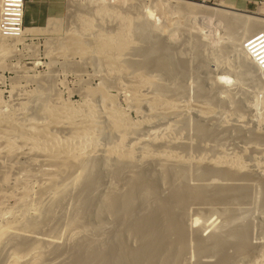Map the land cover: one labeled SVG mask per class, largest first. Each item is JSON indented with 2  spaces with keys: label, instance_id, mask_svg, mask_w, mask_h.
Segmentation results:
<instances>
[{
  "label": "bare ground",
  "instance_id": "6f19581e",
  "mask_svg": "<svg viewBox=\"0 0 264 264\" xmlns=\"http://www.w3.org/2000/svg\"><path fill=\"white\" fill-rule=\"evenodd\" d=\"M69 1L72 3L83 1L94 7L88 14H79L80 27L78 26V31L70 33L64 44L60 43L61 52H65L64 54L68 52V55L72 52L70 55L75 56L89 55V59L95 66L103 67L107 75L111 76L113 73L119 75L114 76V80L127 98L129 104L127 107L131 109L130 111L141 114L142 118L139 121L132 120L130 112L119 106L118 96L110 93L108 81L103 83L94 99L86 100L82 105L64 101L61 98L50 101L49 96L45 97L42 94L41 96L38 94L39 100L35 99L31 101V104L22 101L19 107L13 110L9 108L12 106L4 110L0 105V163L4 164L5 158L13 157L15 161L17 160L16 164L13 163L17 165L22 163L18 162V159L25 157L31 164L30 167L25 164L24 169L21 168L22 174L26 175L25 179L35 176L45 181L49 177L53 180L50 182H55L52 184V189H48L49 192L43 190L47 192L45 210H42L45 214H43L48 217L50 214L53 216L51 211L56 207L54 204L61 203L69 189L72 190V187L78 185L80 192L76 197L79 201L77 215L72 218L73 221L71 219L74 225L72 223L69 225L78 226L80 223H85L84 228H88L91 225L89 221H92L90 219H93L97 222L96 224L104 226L115 224L116 227L114 231V227L110 228L114 232L112 234L107 227L110 235L108 234L107 238L105 231V239H108L106 242L104 238L98 239L99 242L97 238V241H92L94 238L78 240V243L73 245V249L71 247L72 251L68 252L69 257L67 256L68 260L65 262L61 261L62 254L56 253L62 246L59 236L55 239L56 254L53 253V258H47L48 255L43 256L42 243L51 242L50 236L49 238H32L34 233L36 235L35 231L40 228L41 221L47 220V217H43L41 208H37L35 216L31 215L32 218H29V207H27L29 205L25 203L29 193L23 191V195L18 199L20 205H17L20 210L15 208L21 215L13 214L11 211L13 214L11 218L0 223V250L3 246L6 247L7 241L12 244L10 264H55L58 260V263L61 261L63 264H258L259 260L264 259V243L258 248L256 244V247L253 246V225L245 226L243 220L248 217L245 208L253 203L249 201L252 199L251 194L255 185L262 187V201L260 200L262 203L260 204L264 207V113H256V110L264 111L259 109L260 107L264 109V54L257 53V49L254 56L249 55V50L256 49L264 43V16L229 7L224 2L216 5L219 8H214L185 0H123V4L136 2L132 6L137 15L134 17L133 9L128 11L129 13L119 10L120 13L115 7L110 6L108 0ZM98 15L104 17L113 15L120 18L121 23L107 33L98 31L94 34L92 32L94 17ZM184 18H191V21L189 19L191 24L192 21L204 20L203 25L206 27L216 21L218 29L216 25L215 28L219 30L218 38L222 35L223 28H220L224 27L226 32L223 34L227 33L228 37L231 35L230 37L235 40L234 43L232 42L235 45L232 49L236 51L233 53L238 55H234V58L239 60L235 62L236 59H234L233 65L230 62V65L223 62V64H217L212 71L214 74H211L212 79L210 76H204L201 79L199 77L201 74L198 75L197 77L201 80L197 79L199 85L195 88H198L199 92L195 89L197 97L196 103L193 104H190V101L186 102L189 100L187 96H190V94L186 95L189 88L184 85L186 82H181L186 81V76L193 73L189 71L188 75L191 65L188 67L185 54L184 58L182 57L184 61L181 57H177L178 52L174 50L177 49L175 47L177 40L173 39L176 38L173 33L176 29L172 31L175 25L176 28H181L180 30L178 28L177 32L182 30L181 26L188 21ZM181 21L183 24L180 23ZM190 22H187V25ZM57 27H60V23L58 24L57 19L51 18L46 27H27L23 37L10 38L13 44L6 43L4 40L0 41V47L9 54L10 46L14 47L25 37L33 38L47 30L48 32L55 30ZM168 28H172L170 32L166 30ZM193 29H191L192 32H194ZM196 29L199 32L197 30L195 32L198 33L203 31L200 26ZM166 31L168 38L163 39L161 32ZM183 31L186 32L184 29ZM87 32L93 33L90 35V45L88 41L84 39L85 42H83L82 39ZM135 35L142 41L141 43H144V46L133 47L136 43L134 41L138 42L136 39L133 41L132 36ZM197 35H199L198 41L196 39L195 43L198 42V44L194 45L196 49L193 48L199 56L201 53L197 50H200L205 39L200 44L199 41L203 38H200L201 34ZM224 35L222 37H225ZM171 44L175 45L174 49ZM222 48L224 49V46ZM218 49H222L217 48V52L222 53L223 50L218 51ZM229 52L232 51L228 50V54ZM175 56L179 60L175 59ZM222 59L224 57L219 60ZM225 61L227 62L228 59ZM198 72L196 74H199ZM193 74L195 75V72ZM205 77L211 80H205L207 79ZM112 78L111 81H113ZM231 82L237 88H242L248 82L253 84L250 86L257 87L254 90L262 95V99L256 95H253L256 96L253 103L248 102V98L245 99L246 96L243 99H232L233 95H230L231 91L226 87ZM240 91L243 90L240 89ZM234 92L238 93L236 88ZM214 93V96L210 95ZM21 114L22 117H20ZM189 128L192 133L187 131ZM28 160L24 163L28 164ZM39 161H42L45 167L47 165L52 168L39 167L37 164L40 163ZM57 163L60 164V168L57 167ZM70 163L78 164L77 168H74L75 173L66 180L61 178L60 180L57 170ZM35 165H38L37 169H26ZM192 165L194 170L191 168ZM65 167L64 171H66ZM18 170L16 174L21 171L18 172ZM124 173H126V182H124L126 184L122 190H112L115 184L111 183L112 191L107 190L109 194L104 195L105 191L97 196L98 198L92 196L97 184L103 182L107 175L114 179V177L124 176ZM9 176H4L5 180H8ZM105 181L106 178L104 184ZM111 185H113L112 188ZM3 191L2 189L1 192ZM41 194L42 192L39 195ZM254 205L249 209H253ZM52 206L53 209H51ZM207 207L213 209L212 215H218V219L214 218L210 225L205 227L208 220V217H205L206 220H203L205 223L201 222L203 228L200 226L202 214L200 216L196 214V216L191 215V212L202 213L205 210L206 213L209 210L208 208L206 211ZM4 211L0 210L1 217ZM261 216L264 217V215ZM82 224H80L81 227ZM198 224L201 227L199 229L203 228L205 232L210 231H207L206 235L201 234L202 230L198 232L196 228ZM59 225L58 223V227ZM71 228L72 226L67 228L65 238L68 237V240L73 241L80 231L74 230V227ZM258 235L264 237V235ZM61 240L63 241L62 238Z\"/></svg>",
  "mask_w": 264,
  "mask_h": 264
},
{
  "label": "rangeland",
  "instance_id": "374dc122",
  "mask_svg": "<svg viewBox=\"0 0 264 264\" xmlns=\"http://www.w3.org/2000/svg\"><path fill=\"white\" fill-rule=\"evenodd\" d=\"M109 2H110V6H113V7H115L118 11L120 10L121 12H125V13H127L128 11L130 12V10H132L133 8H132V6H134V4L136 3H132V2H130L129 4L127 3V4H123V0H108ZM185 1H190V2H194V3H197V4H201V5H205V6H209V7H214V8H219L218 6H216V5H219V4H223V2L225 3V5H227V6H229V7H233V8H235V9H238V10H245V11H249V12H251V13H253V14H259V15H261V16H264V0H185ZM81 2H83V1H81ZM80 1H78V3H72V1H69V0H61L60 1V3H59V5H58V8L55 10V12H54V16L56 17V19H57V21H58V24L60 23V27L58 28H56L55 30H50L49 32H51V33H49L48 32V30L47 31H45V33L43 32V33H41L40 35H38V36H36V37H29V36H27V37H25L24 38V40H22V41H20L19 43H17L14 47L12 46H10V48L8 49V51H9V54H8V52L5 50H3V48H1L0 47V105H1V107L2 108H4V110L6 109V108H8V106H12V107H9V108H11L10 110H13V108L14 109H16V108H18L19 107V103L20 102H22V101H27L29 104H31V101H35V99L37 100H39V98H38V96L40 95L41 96V94L44 96L45 95V97H50V101H54V100H56L57 98H61V99H63L64 101H70V102H73V103H76L77 105H82L84 102H86V100L88 101L89 99H94L95 98V94L102 88V86H103V83L106 81V83H107V81H108V84H110L109 85V91H110V93L112 94V95H115V96H118V104H119V106L121 107V108H123V109H125V110H127V111H129L130 112V117H132L131 119L132 120H134V121H139V120H141V118H142V116H141V114L139 115V114H136V112L135 111H130L131 109H129V107H127L129 104H128V102H127V98H125L126 96H124L122 93H123V91H120L119 90V88H118V86H117V84L115 83V77H117V76H119V75H115V73H113V74H111V76H109V75H107L106 74V71H105V69L103 68V67H99V66H95V64H94V62L91 60V59H89V55L87 56H85V55H83V56H79V55H73V54H71L70 55V53H72V52H70L69 53V55H68V52H67V54H64L65 52H61V46L62 45H60V43L61 44H64L63 42H66L67 41V39H68V37L71 35L70 33H73V31H78V29H79V27H80V18H79V14H88L89 12H90V10L92 9V7H94V6H92L91 4H87L86 2H83V3H81ZM174 3V2H173ZM77 4V5H76ZM80 4V5H79ZM131 4H133V5H131ZM73 5V6H72ZM82 6V7H81ZM137 6V5H136ZM89 10V11H88ZM119 11V12H120ZM120 12V13H121ZM128 12V13H129ZM132 12L134 13V17H136L137 15L135 14V10L133 9L132 10ZM124 14V13H123ZM132 14V13H131ZM78 15V16H77ZM143 15V14H142ZM205 16V15H204ZM99 17V18H98ZM98 17L97 16H95L94 17V30L92 31L93 33L94 32H98V31H105L106 33L107 32H109V31H111V30H114L120 23H121V19L120 18H116L115 16H113V15H108V17H107V15L104 17V16H99L98 15ZM206 17V16H205ZM78 18H79V20H78ZM115 18V19H114ZM207 18V17H206ZM185 19V18H184ZM183 19V20H184ZM186 19L188 20V21H186ZM185 19V24H184V26L182 25L183 24V22L181 21L180 23H182L181 25H179V26H181V27H183L182 28V30L179 32H177V29L179 28V27H177L176 28V25L174 26V29H172V28H168V29H166L167 31H169L170 29H172V31H174L175 29H176V32H173L174 33V36H176V38H173V39H175L174 41H176L177 42V44H176V46L174 45V44H171V46L173 47V49L176 47L177 49H174V50H176L178 53H176V54H178V58H180L181 57V60H183L182 59V57H183V55H184V57H185V60L186 61H188V67H189V65H191L190 66V69L188 70V75H189V71H191V72H195V75L193 74V73H191L188 77L186 76V78L188 79H186V78H183L184 80L186 79V81H181V82H186L184 85H187V87L189 88H185L187 91V94L186 95H189L190 94V96H187V97H189V100H186V102L188 101H190L189 103L190 104H193V103H196V97H197V95H196V91H198L199 92V90H197L198 88H195V87H198V80H201L202 78H204V76H210V78H211V74L212 75H214L213 74V70H215L214 68H216L215 66L217 65V64H223V63H228L229 64V62H230V64H234L238 59L237 58H234V53L236 52L235 50H233L232 48H234V42H235V40L234 39H232L230 36L231 35H229V37L232 39V41H231V39L225 34H223V33H225L226 31H225V28L224 27H221L220 29H224V31H223V29L221 30V32H222V35H224L225 37H222V35H220L222 38H220V36H219V38H218V35H217V31L219 32V30H217L218 29V23L216 22V21H214L213 23H214V25H213V23L210 25V26H208V27H206V25H203L204 23H205V21L204 20H200V21H192V24H191V18H186ZM189 19H190V21H189ZM117 20H119V21H117ZM192 20H194V19H192ZM116 21V22H115ZM187 22H190V27H192L191 25H193V27L192 28H190V27H188L189 25H187ZM196 22H197V24H196ZM48 23V22H47ZM196 24L195 26L196 27H201V28H203V31H202V33L200 32V33H198L199 31L196 29V27L194 26V24ZM198 23H200V24H198ZM217 27H216V26ZM47 26V24L46 25H44V26H41V27H46ZM79 26V27H78ZM190 28V30L191 29H193L194 27H195V31L197 30L198 32H195L194 31V29H193V31L195 32H192V30H191V32H192V34H191V32H190V30H188V28ZM203 26V27H202ZM213 26H214V28H213ZM113 27V28H112ZM205 27V28H204ZM217 29H216V28ZM220 27V26H219ZM26 28V27H25ZM186 28V29H185ZM212 28L215 30V32L212 30ZM110 29V30H109ZM181 28H179L178 30H180ZM183 29L186 31V32H184L183 31ZM211 29V30H210ZM209 30V31H208ZM58 31H60V32H58ZM71 31V32H70ZM161 32V37L163 38V39H165V38H168L167 37V33L168 32ZM171 31V30H170ZM169 31V32H170ZM188 31H189V34H188ZM204 31H206V32H204ZM212 31V32H211ZM92 32H87V34H84L83 35V37H82V39H83V42H87V43H89V45H90V40H91V34H93ZM209 32H211V33H209ZM220 32V33H221ZM89 33V34H88ZM166 33V34H165ZM172 33V34H173ZM176 33V34H175ZM181 33V34H180ZM185 33V34H184ZM195 35H194V34ZM201 34L200 35V38H203V39H201L200 40V38H199V42H200V44H202L203 42V44L201 45L202 47V50H201V48H199L200 50H197V51H199L200 53H198V55L199 56H197V53H196V51L194 50V48L197 46L196 44H198V42H196L195 43V41H196V39H197V41H198V37L197 36H199V35H197V34ZM206 34V36H205V34ZM213 33V34H212ZM95 34V33H94ZM179 34V35H178ZM184 34V35H183ZM211 34V35H210ZM42 35V36H41ZM86 35H89V36H87L86 37ZM169 36L171 35V33L170 34H168ZM182 37H181V36ZM191 36V37H190ZM202 36V37H201ZM217 38H216V37ZM227 36V37H226ZM66 37V38H65ZM86 37V38H85ZM90 39H89V38ZM134 37V38H133ZM137 35H135V36H132V38H133V41L136 39V40H138L137 39ZM187 37V38H186ZM88 38V39H87ZM179 38V39H178ZM183 38V39H182ZM229 38V39H228ZM2 39V40H1ZM84 39H85V41H84ZM87 39V40H86ZM205 39V41H203ZM209 40V41H206V40ZM212 41H211V40ZM5 41L6 43L8 42V43H12L11 42V40L10 39H6V38H1L0 37V41ZM221 40H223V41H221ZM230 40V41H229ZM234 40V41H233ZM173 41V40H172ZM173 41V42H174ZM192 41V42H191ZM203 41V42H202ZM215 41V42H214ZM226 41V42H225ZM228 41V42H227ZM136 42V43H135ZM142 41H140V40H138V42L137 41H134V43L135 44H133V47L135 48V47H139V45H140V47L141 46H144V43H141ZM173 42H171V43H173ZM176 42H174V43H176ZM187 42V43H186ZM189 42V43H188ZM195 44H194V43ZM205 42H207V43H205ZM229 42H231V43H229ZM233 42V43H232ZM86 43V44H87ZM139 43V44H138ZM223 43V44H222ZM228 43V44H227ZM13 44V43H12ZM231 44V45H230ZM89 45H87V46H89ZM135 45V46H134ZM187 45V46H186ZM194 45H196V46H194ZM217 45V46H216ZM225 45H227V47L225 46ZM175 46V47H174ZM224 46V49H228L229 47H230V49H228L229 51H232V52H229V54H228V50H224L222 47ZM229 46V47H228ZM233 46V47H232ZM194 47V48H193ZM218 47H220L223 51H225V53L222 51V50H220V49H218V51L220 50V51H222V53H218L217 52V48ZM184 48V49H183ZM186 48V49H185ZM188 48V49H187ZM196 49V48H195ZM232 49V50H231ZM258 49V50H257ZM173 50V51H174ZM189 50V51H188ZM256 50H257V53H260L261 52V54H264V43L263 44H260L259 46H257V48L256 49H252V50H249V55L250 56H254V52H256ZM182 51V52H181ZM192 51V52H191ZM175 52V51H174ZM189 52V53H188ZM234 52V53H233ZM4 53H5V55H4ZM230 53H233V54H230ZM64 55H66V56H64ZM197 57H199V58H197ZM195 56V57H194ZM235 56H238L237 55V53H236V55ZM183 57V58H184ZM192 57V58H191ZM224 57V59H222V60H219V59H221V58H223ZM229 57V58H228ZM88 58V59H87ZM178 58H176V56H175V59H178ZM191 58V59H190ZM194 58H195V60H194ZM197 58V59H196ZM201 58V59H200ZM206 58V59H205ZM199 59V60H198ZM204 59V60H203ZM212 59V60H211ZM228 59V61L226 62L225 60H227ZM234 59H236V60H234ZM179 60V59H178ZM203 61V62H201V61ZM215 60V61H214ZM217 60H219V62L217 61ZM230 60V61H229ZM233 60L235 61V62H233ZM184 61V60H183ZM185 61V62H186ZM199 61V62H198ZM231 61L233 62V63H231ZM90 62H92V63H90ZM192 62V63H191ZM223 62V63H222ZM237 62H239V60L237 61ZM190 63V64H189ZM199 63V64H198ZM203 63V64H202ZM209 63V64H208ZM92 64V65H91ZM227 64V65H228ZM229 64V65H230ZM237 64V63H236ZM94 65V66H93ZM198 65H200L199 67H198ZM202 65H204V66H202ZM193 66H195V67H193ZM235 66V65H234ZM207 67V68H206ZM200 68V69H199ZM193 69V70H192ZM195 69V70H194ZM198 69V70H197ZM202 70V71H201ZM199 71V72H198ZM199 73V74H196V73ZM203 72H205L204 74H202ZM117 74V73H116ZM201 74V75H200ZM113 75V76H112ZM198 75H200L199 77L201 78H198L197 76ZM105 76H107V77H105ZM115 76V77H114ZM191 76V77H190ZM197 78H196V77ZM110 77V78H109ZM113 77V78H112ZM196 78V79H194V78ZM111 78H112V80L113 81H111ZM205 78H207V77H205ZM205 79V80H211V79ZM105 79V80H104ZM107 79V80H106ZM198 79V80H197ZM204 80V79H203ZM204 80V81H205ZM111 82V83H110ZM125 82H126V80H125ZM125 82L123 81V84H125ZM188 82V83H187ZM191 82V83H190ZM198 82V83H197ZM114 83L116 84L115 86H114ZM127 83V82H126ZM196 83V84H195ZM112 84V85H111ZM250 84L251 83H247V84H245V85H243V87L242 88H237L234 84H232V82L229 84V86H226L227 87V89H229L231 92H230V95H233V96H231L232 97V99H236V100H238V99H243L245 96V99H247L248 100V102H252L253 103V99L255 100V97L256 96H259L260 97V99H262V95H259L258 93H257V91L256 90H254V89H256L257 87H254V88H252L251 86H253V84H251V86H250ZM194 85V86H193ZM197 85V86H196ZM191 88H190V87ZM235 86V87H234ZM47 87V88H46ZM118 88V89H117ZM235 88H236V91L238 92V90L240 91V89L241 90H243V91H240V92H238V93H236V92H234V90H235ZM246 88H247V90H246ZM195 89H196V91H195ZM200 89V88H199ZM204 89L205 90H207L205 87H204ZM228 90V91H229ZM246 90V91H245ZM208 91H210V92H212L210 89H208ZM233 91V92H232ZM190 92V93H189ZM198 92H197V94H198ZM244 92H246V94H248V96L244 93ZM120 93V94H119ZM193 93H195V94H193ZM209 93V92H208ZM232 93V94H231ZM236 93V94H235ZM256 93V94H255ZM39 94V95H38ZM235 94V95H234ZM195 95V96H194ZM211 96H214L215 95V93L212 95V94H210ZM241 95V96H240ZM253 95H256V96H253ZM31 96V97H30ZM60 96V97H59ZM237 96V97H236ZM240 96V97H239ZM28 97H30V98H28ZM120 97V98H119ZM186 96H185V98H187ZM249 97H250V100H249ZM192 98V99H191ZM188 99V98H187ZM193 99H195V100H193ZM246 100V101H247ZM184 101H185V99H184ZM195 101V102H194ZM3 102V103H2ZM126 102H127V105H126ZM187 102V103H188ZM18 104V105H17ZM8 108V109H9ZM253 107H252V111H253ZM256 109V108H255ZM260 110L262 109V111L264 110L262 107H260L259 108ZM7 111V110H6ZM9 111V110H8ZM258 110H256V113H258V114H261V113H264V111L263 112H260V111H258ZM253 113H255V111H253ZM256 113L254 114V115H256ZM23 115L21 114L20 115V117H22ZM192 119H193V117H192ZM192 123H193V121H192ZM191 128H189L187 131H189L190 133H192V130H190ZM186 133H188V132H186ZM9 157H7V158H5L4 160H5V162L6 163H4V164H1L0 163V206H1V208H0V210L2 209L3 211H4V209H5V211L3 212L4 214L2 215L3 217H1L0 216V223L2 224V223H4L6 220H9L10 218H11V216L15 213V214H18V215H21L20 214V212H18L19 210H20V207L19 206H17V205H20L19 204V198H20V196L21 195H23V191H26V192H28L29 193V197L27 196V198H25V201H27V202H25L27 205H29V206H27V207H29V210H28V212H29V214H30V212H31V214L29 215L28 214V216H29V218H32V216H35V214H36V209L38 208H41V211L43 210H45V203H46V199H47V197H46V193L47 192H49L52 188V184H54L53 182H50V180H51V178H47L45 181H43L44 179H41L40 177L38 178V177H35V176H29V178H31V177H35V178H31V179H29V178H27L26 177V179H25V176L26 175H24V173L22 174V169H24V167L25 166H29L30 167V162H29V160L26 158L25 159V157L23 158H20V159H18L19 161L18 162H22L23 163V165H22V163L20 164V163H17V165L19 166V167H17V165H15L16 164V161L13 159V157L12 158H9ZM14 158H16V157H14ZM12 160V161H11ZM26 160H28V164L27 163H24ZM12 163H11V162ZM13 162H15V164L13 163ZM27 162V161H26ZM40 163H42V161H39ZM7 163H10V164H7ZM40 163H37L38 165H39V167H44V168H46V167H48L49 169H51L52 167H50V166H47L46 165V167H45V165L42 163L41 165H44V166H41L40 165ZM26 164V165H25ZM15 167H17V168H15ZM22 165V166H21ZM25 165V166H24ZM37 165V166H38ZM54 165V164H53ZM56 165H58L57 167L58 168H60V164H56ZM70 165H71V163H70ZM70 165H66V167H65V165H63L65 168H66V171H64V167H61L62 169H60V170H57V171H59L58 172V175H60V176H58L59 177V179L61 178L62 180H66L68 177H72V175L75 173V169L74 168H77V163L75 164L74 163V165H73V163H72V165L71 166H73V167H71ZM6 166H9V167H6ZM24 166V167H23ZM36 166V165H35ZM31 167V168H26V169H37V166L36 167ZM62 166V165H61ZM68 166H70V167H68ZM11 167V168H10ZM56 167V168H57ZM22 168V169H21ZM48 168H46V169H48ZM55 168V167H54ZM54 168H53V170H54ZM55 168V169H56ZM67 168H69L68 170H67ZM191 168H193V170H194V167H193V165L191 166ZM7 169V170H6ZM9 169H11V171L9 170ZM14 169V170H13ZM18 169H20V170H18ZM17 170H18V172L20 171V173H18V174H16L15 172H17ZM5 171V172H4ZM10 171V172H9ZM9 172V173H8ZM61 172V173H60ZM64 173V175H62L63 173ZM8 174H12L11 176H9ZM15 174V175H14ZM20 174V175H19ZM126 173H124V176H120L119 178L118 177H114V179L115 178H118V179H113V177H111V176H109V175H107V177L109 176V178H107V177H105L106 178V183L104 184L103 182H104V180H105V178H104V180H103V182H101V183H99V184H97V186H96V188L94 189V192L92 193V194H94V195H92L93 197L95 196V198L97 197V196H100L101 194H103L105 191V194L104 195H106V194H109V193H107V190H109V191H112V190H115V189H120V190H122L124 187L123 186H125V184L126 183H124V182H126V175H125ZM6 176H9L10 178V180L8 179V180H5V177ZM21 175H23V176H21ZM69 175V176H68ZM71 175V176H70ZM12 176H14V177H12ZM18 178H17V177ZM66 178H65V177ZM64 177V178H63ZM123 178V180H120V179H122ZM14 178V179H13ZM20 178H22V179H20ZM110 178H111V180H110ZM24 179V180H23ZM60 179V180H61ZM125 179V180H124ZM3 180H4V182H3ZM28 180V181H27ZM108 180V181H107ZM114 180V181H113ZM24 183H23V182ZM51 181H53V180H51ZM109 181H111L110 183H109ZM7 182V183H6ZM40 184H39V183ZM48 183V185H47V183ZM19 183H23L22 185L21 184H19ZM103 183V184H102ZM111 183H113V185L115 184V186L113 187V185H111V188L113 187L114 189H110V184ZM4 184V186H2V185ZM46 184V185H45ZM101 184V185H100ZM109 184V186H107ZM9 185V187H7ZM17 185V186H16ZM19 185H20V187H19ZM29 185V186H28ZM50 185V186H49ZM3 188H2V187ZM15 188H14V187ZM40 186H42V187H40ZM47 186V187H46ZM78 185H76V186H74V187H72L71 189L72 190H70L69 189V191L67 192L68 194H66L65 195V198H63L62 199V201H61V203H55L54 205L56 206L55 208L52 206L51 207V209H55V211H54V209L51 211V213H52V215L53 216H51V214L49 215V217L47 216V215H44L45 213L42 211V213H41V215H43V217L45 216V218L47 217V220H48V218H49V220L47 221V220H43V221H41L42 222V224H40L39 225V227L41 228H39V229H37V231H35L36 232V235H35V233H34V235H33V237L32 238H42V237H45V238H49V236H50V238H51V242H43L42 243V252H43V256H47V258H53L54 256V254H56V253H60V254H62L61 255V257L62 258H64V259H62L61 258V261H63V262H65V261H67L68 260V257H69V253L68 252H70V251H72V249H73V245H75L76 243H78V240L80 241V240H84V239H91L92 241H97L98 239H101V238H104L105 239V234L106 235H108L110 232H111V234L112 233H114L113 231L114 230H116V227H115V224H114V226H112L113 224H109V226L108 225H102V224H100L99 225V223L98 224H96L97 222L96 221H94L93 219H90V220H92V221H89L90 223H91V225H90V223H89V225L90 226H88V228L86 227V228H84L85 226H83V224L85 225V223H80V224H82V227H81V225H80V227H79V225L77 226V225H75L76 226V228H75V226H73L74 224L71 222V219L72 218H74L76 215H77V209H78V204L77 203H79V201H78V198H76V197H78L77 195H79V192H80V187L78 186ZM102 186V187H101ZM261 186V185H260ZM260 186H258L257 187V185H255V187H256V189H254L255 187H253V190L255 191H253L252 189V192H253V194L255 193V195H253V194H251V196H252V199L249 201L250 203H252V204H249L251 207H248L247 206V208H245L247 211L246 212H248V217H246L244 220H243V223H245L244 225L245 226H249L250 224H252L253 226V228H252V230H254L253 231V234H252V237H254V238H252V244H253V246L254 247H256L257 246V248H258V246H260V244H262V243H264V241H262V240H264V239H261V238H264V237H260L258 234H260L261 236H263L264 234V228H262V227H264L263 225H264V217L263 216H261V215H264V209H262V208H264V207H262L263 205H261L260 203H262L261 201H262V187H260ZM76 187H77V189H76ZM116 187H118V188H116ZM123 187V188H122ZM12 188V189H11ZM252 188V187H251ZM2 189L4 190L3 192H1L2 191ZM8 189V190H7ZM17 189H19L18 191H17ZM30 189V190H29ZM41 189H42V191H41ZM48 189H50L49 191H48ZM11 190V191H10ZM28 190V191H27ZM46 190L47 192H44V191ZM251 190H250V192H251ZM262 190V191H261ZM10 191V192H9ZM73 191V192H72ZM261 191V192H260ZM5 192V193H4ZM14 192V193H13ZM42 192V194H43V196H42V194L41 195H39L40 193ZM13 193V194H12ZM17 193V194H16ZM19 193V194H18ZM21 193V194H20ZM33 193V194H32ZM72 193V194H71ZM100 193V194H99ZM257 193V194H256ZM5 194V195H4ZM6 194H7V196H6ZM13 195V196H11V195ZM257 195H258V197H257ZM10 196V197H9ZM17 196V197H16ZM72 197V199H71V197ZM253 196H254V198H256V199H254L253 198ZM261 196V197H260ZM32 197V198H31ZM41 197V198H40ZM9 198H12V199H10L9 200ZM39 198V199H38ZM98 198V197H97ZM4 199V200H3ZM37 199V200H36ZM67 200V201H66ZM254 200V201H253ZM261 200V201H260ZM8 201H9V203H8ZM34 203H33V202ZM38 201H40V202H38ZM65 201V202H64ZM35 202H37V203H35ZM60 202V201H59ZM76 202V203H75ZM256 202V203H255ZM69 203V204H68ZM254 203H255V205H254ZM7 204V205H6ZM24 204V203H23ZM41 205V206H39V205ZM57 204H59V205H57ZM61 204V205H60ZM25 205V204H24ZM35 205H37V206H35ZM252 205H254L253 206V209H249V208H252ZM257 205V207H255ZM42 206H43V208H42ZM57 206H58V208H57ZM65 206V207H64ZM77 207V208H76ZM259 207V208H258ZM7 208V209H6ZM19 209V210H16V209ZM147 208V207H146ZM208 208L209 207H207V209H206V211L208 210ZM9 209H11L10 211H8ZM65 209V210H64ZM244 209V210H245ZM256 209V210H255ZM262 209V210H261ZM34 210V211H33ZM92 210H94V209H92ZM143 210V209H142ZM211 212H210V211ZM209 210L205 213L204 211L202 212V213H197V212H191V215H199L200 216V214H202L201 215V217H203V219L202 220H200V223L203 221V220H206V218L209 220H206V223L203 221V224L205 223V227H208L207 225H210V222L211 221H213L214 220V218L216 219H218V215H216V214H214V215H212V211H213V209L212 208H209ZM248 210H250L251 212H249ZM7 211V212H6ZM11 211H12V213H11ZM14 211V212H13ZM61 211V212H60ZM63 211V212H62ZM74 211V212H73ZM259 211V212H258ZM262 211V212H261ZM9 212V213H8ZM27 212V213H28ZM145 211H143V213H144ZM6 213V214H5ZM44 213V214H43ZM55 215H54V214ZM67 213V214H66ZM76 213V214H75ZM141 213H142V211H141ZM194 213V214H193ZM204 213V214H203ZM213 216H211L210 214ZM66 214V215H65ZM72 214V215H71ZM75 214V215H74ZM207 214V215H206ZM32 215V216H31ZM196 215V216H197ZM55 216H58V217H56L55 218ZM212 218H211V217ZM215 216V217H214ZM51 217H52V220H51ZM63 217V218H62ZM195 217V216H194ZM206 217V218H205ZM6 218V219H5ZM44 218V219H45ZM211 218V219H210ZM250 218V219H249ZM54 219V220H53ZM246 219H248V220H246ZM41 220H42V217H41ZM56 220V221H55ZM54 221V222H53ZM72 221H73V219H72ZM84 221V220H83ZM95 222V224H94V222ZM45 222V223H44ZM61 225H59V227H58V223ZM62 222V223H61ZM85 222V221H84ZM209 222V223H208ZM217 222H218V220H217ZM219 222H220V219H219ZM261 222H263V223H261ZM63 223H64V225H63ZM73 224V225H69V224ZM86 223H87V220H86ZM208 223V224H207ZM53 224H54V226H53ZM56 224V225H55ZM93 224V225H92ZM203 224L201 223L200 224V226L201 227H203L204 228V226H203ZM246 224H249V225H246ZM259 224H261V225H259ZM69 225V226H68ZM99 225V226H98ZM258 225V226H257ZM56 226V227H55ZM70 226H72V228L74 227V230L76 229V230H78V231H80V233H81V235H80V233H79V235L76 237V238H74L73 239V241H70V240H68V237H67V239L65 238L66 237V235L67 234H65L66 233V230H67V228L68 227H70ZM86 226H87V224H86ZM93 226V227H92ZM98 226V227H97ZM103 226H104V229H102L103 228ZM198 227H196V228H198V232H200L199 230H202V229H199V224L197 225ZM54 227V229H52ZM107 227L109 228V230H110V232H109V230L107 231ZM113 228V231H112V229H110V228ZM200 227V228H201ZM56 228V229H55ZM61 228V229H60ZM71 228V229H72ZM77 228H79V229H77ZM81 228H84V229H82L81 230ZM101 228V229H100ZM106 228V229H105ZM196 228H195V230H196ZM63 229V230H62ZM96 229V230H95ZM98 229V230H97ZM63 231V232H62ZM83 231V232H82ZM105 231H106V233H105ZM208 231V230H207ZM205 232V230L203 231L202 230V233L201 234H203V233H205V235H206V233H208V232ZM109 232V233H108ZM257 232V233H256ZM39 233V234H38ZM263 235H262V234ZM44 235H46V236H44ZM110 235V234H109ZM109 235L107 236V238L109 237ZM60 236V237H59ZM101 236V237H100ZM102 236H104V237H102ZM258 236V237H257ZM59 237V240L62 242V246L61 247H59V249H58V251H56V253L54 252V249L56 248V242H55V239L56 238H58ZM64 237V238H63ZM61 238L63 239V241L61 240ZM82 238V239H81ZM96 238H97V240H96ZM106 238V239H107ZM258 238H260V240H258ZM67 240V241H65V240ZM77 239V240H76ZM104 239H103V241H104ZM106 239H105V242H106ZM102 240V239H101ZM108 240V239H107ZM256 240V241H255ZM65 241V242H64ZM70 241V242H69ZM77 241V242H76ZM100 240H98L97 242H99ZM262 241V242H261ZM29 242V241H28ZM66 243V244H65ZM74 243V244H73ZM6 245V247H2V252H3V254H2V252H0L1 253V255L4 257V259H3V257L0 255V262H1V264H10V262H12V257H11V253H12V251H13V249H12V247H10L12 244H11V242H9L8 243V241L5 243ZM61 244V243H60ZM64 244V245H63ZM255 244H256V246H255ZM9 246V248H8V246ZM60 246V245H59ZM252 246V247H253ZM71 247H72V249H71ZM5 248V249H4ZM0 250V251H1ZM7 250V251H6ZM9 250V251H8ZM67 250V251H66ZM10 251H11V253H10ZM64 251V252H63ZM54 253V254H53ZM263 253H264V251H263ZM11 254V255H10ZM10 255V256H9ZM68 256V257H67ZM11 257V258H10ZM67 257V258H66ZM9 258V259H8ZM8 260V262H7V260ZM28 259V258H27ZM30 259V258H29ZM5 260V261H4ZM262 260H264L263 258H262ZM260 261L259 260V263L258 264H262L264 261ZM61 261H60V263H58L59 262V260H58V262H56L55 264H63V263H61ZM5 262V263H4ZM12 264V263H11Z\"/></svg>",
  "mask_w": 264,
  "mask_h": 264
},
{
  "label": "built area",
  "instance_id": "2783aa9c",
  "mask_svg": "<svg viewBox=\"0 0 264 264\" xmlns=\"http://www.w3.org/2000/svg\"><path fill=\"white\" fill-rule=\"evenodd\" d=\"M28 0H0V36L21 38L25 31V13Z\"/></svg>",
  "mask_w": 264,
  "mask_h": 264
},
{
  "label": "crops",
  "instance_id": "0c3cea01",
  "mask_svg": "<svg viewBox=\"0 0 264 264\" xmlns=\"http://www.w3.org/2000/svg\"><path fill=\"white\" fill-rule=\"evenodd\" d=\"M61 0H28L26 4L25 26L42 28L49 19L55 18L54 12Z\"/></svg>",
  "mask_w": 264,
  "mask_h": 264
}]
</instances>
